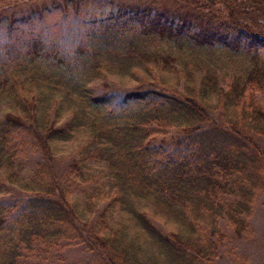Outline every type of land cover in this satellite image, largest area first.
I'll use <instances>...</instances> for the list:
<instances>
[{"label":"trees","instance_id":"obj_1","mask_svg":"<svg viewBox=\"0 0 264 264\" xmlns=\"http://www.w3.org/2000/svg\"><path fill=\"white\" fill-rule=\"evenodd\" d=\"M68 4L87 26L76 41L22 38L34 13L0 18V195L16 182L25 197L0 199V264H50L60 243L83 264H215L218 220L240 237L264 195V0ZM173 48L214 70H177ZM168 129L171 148L152 146ZM22 137L41 161L17 183ZM67 141L77 156L57 174Z\"/></svg>","mask_w":264,"mask_h":264},{"label":"rangeland","instance_id":"obj_2","mask_svg":"<svg viewBox=\"0 0 264 264\" xmlns=\"http://www.w3.org/2000/svg\"><path fill=\"white\" fill-rule=\"evenodd\" d=\"M64 1L69 0H0V18L11 17L12 13H16L18 16L29 13H34L35 18L33 22L29 21L21 30L22 38H28L30 36L45 35L50 40H74L76 41L81 37L80 33L87 26L82 23V15L75 14L71 9V5L63 7ZM161 5L167 1H178L182 4L195 5L196 0H157ZM204 2L205 0H201ZM50 3H55L58 9L51 11L50 13L42 12L44 6L49 7ZM41 11V12H40ZM203 11V9H202ZM205 12V11H203ZM237 16V15H236ZM239 17V16H237ZM86 23V18L83 19ZM17 31H20L16 29ZM15 31V33L17 32ZM3 34V31H2ZM166 49V47H163ZM171 56L175 58L174 66L177 70H181L183 62L188 64L187 69L190 70L192 64L197 66V70L193 72L195 76L204 73L203 69L207 66L214 70L213 65L208 62L202 61L201 58L195 57V55L188 53L185 50L177 51L173 48ZM192 63V64H190ZM242 67L236 66L235 70H223L215 71L220 79V85L227 84L232 74H239ZM190 73L191 70L189 71ZM225 72V73H224ZM93 86H101L100 80L91 82ZM108 86L114 89L128 88L135 85L134 82L127 80H118L115 78L107 79ZM219 85V86H220ZM2 107V105H1ZM220 110H211L210 116H213L218 122H220ZM61 120L65 119L64 115H61ZM59 118V119H60ZM181 132L175 129L164 130L162 136H155L152 141V146H157L159 142H163L169 148L170 141L179 137ZM255 141L260 144L264 151V136H253ZM80 143L76 141H67L59 146V152L57 162L59 166L55 169L59 174L65 165L77 156ZM30 144L26 137L21 138V153L19 157V163L23 166L22 171L17 173V183H21L22 179H27L31 174V169L41 161V156L38 151H31ZM16 182L13 185L6 184V191L0 195V199H3L8 204L21 205L25 197L20 194L16 187ZM75 191H79V187L75 188ZM154 223V222H153ZM248 229L240 234V237L234 235L232 228L224 220H218L217 226L221 238L217 241L218 257L215 259V264H264V195H258L253 204L251 215L246 219ZM156 225V224H155ZM158 226V225H156ZM53 259L50 260V264H83L89 261L91 254L84 249L82 245H68L60 243L58 248L52 253ZM61 260V262H59Z\"/></svg>","mask_w":264,"mask_h":264}]
</instances>
